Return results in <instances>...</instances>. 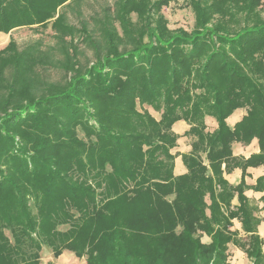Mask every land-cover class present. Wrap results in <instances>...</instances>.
Here are the masks:
<instances>
[{
  "label": "trees",
  "instance_id": "obj_1",
  "mask_svg": "<svg viewBox=\"0 0 264 264\" xmlns=\"http://www.w3.org/2000/svg\"><path fill=\"white\" fill-rule=\"evenodd\" d=\"M82 1L0 0V32L49 26L55 40L0 49V264H39L42 245L86 264H229L230 242L264 264L258 208L223 177L264 166V0H186L190 30L169 28L171 0H112L71 24L62 9ZM178 120L193 138L181 175ZM253 137L259 153L232 154ZM254 189L264 203V176Z\"/></svg>",
  "mask_w": 264,
  "mask_h": 264
},
{
  "label": "rangeland",
  "instance_id": "obj_2",
  "mask_svg": "<svg viewBox=\"0 0 264 264\" xmlns=\"http://www.w3.org/2000/svg\"><path fill=\"white\" fill-rule=\"evenodd\" d=\"M110 4H112V0H84L78 5L72 3L70 4V7L63 8L62 11L65 12L71 24L77 25L79 24V20H81L82 18L86 19L87 21H90L91 17L95 16L101 11L102 8ZM161 12L167 19L169 28L174 29L177 27H183L187 30H190L192 28L194 17L192 10L186 0H171L168 6L162 8ZM260 14L264 18V3L260 8ZM53 35L54 32L50 29L49 26L47 28H40L35 26L15 28L8 33L0 32V49L6 47V45L10 41L15 42L19 50L23 49L25 45L38 40L41 41L42 44H44L43 46L53 45L55 42ZM77 45L79 49H81V61L86 62L87 59L91 58V51L86 49L83 43L79 42L77 43ZM46 74H48L53 79H58L60 77V73L57 70H48L46 71ZM145 108H147L155 118H159L158 112L153 111L147 106H145ZM188 129L186 131H188ZM186 131L183 133V135L186 133ZM206 131L212 132L214 131V129L212 131H209L206 126ZM79 136L82 137V134L80 133ZM184 137L185 138L179 149H182L183 143H185L189 147L188 150L183 153L178 152V150L175 151V147L177 146L176 144V146L171 149L172 154L177 156L178 154L183 155L191 152V142L193 138L191 136L186 135H184ZM229 173H223V177L225 178L226 175H228ZM227 182L230 183L228 180ZM59 228L64 230L65 228H67V226H61ZM5 234L10 237V234L7 230L5 231ZM202 236L203 234L201 235V237ZM59 256H61L62 259L56 260ZM59 256L55 258L52 254L51 249L46 245H42L40 250L39 264H82V262L86 264L85 257L79 258L69 250H63V252Z\"/></svg>",
  "mask_w": 264,
  "mask_h": 264
},
{
  "label": "crops",
  "instance_id": "obj_3",
  "mask_svg": "<svg viewBox=\"0 0 264 264\" xmlns=\"http://www.w3.org/2000/svg\"><path fill=\"white\" fill-rule=\"evenodd\" d=\"M246 114L245 108H237L235 109L227 118L226 123L233 127L236 123H238L242 117ZM205 124L207 126V129L209 131H212L217 127V123L214 118L210 116H206L205 118ZM189 128V125L183 121L178 120L172 125V130L174 133L178 134L179 137L177 138V146L175 147V151L178 150V152H185L188 150V146L183 143L182 149H179L181 147V144L184 140L183 133ZM177 148V149H176ZM232 154L235 156L248 158L251 155L257 154L260 151V147L258 144V140L256 137H253L248 142H238L235 141L231 145ZM172 153V152H171ZM173 172L175 175H181L186 172V168L182 162L181 154H178L174 158V168ZM264 176V166L258 165V166H251L247 167L245 170V174L243 176V181L246 185L244 188L243 195L247 197L250 200V203L258 208L256 212H254L255 217H259L260 221L258 222L256 226V234L259 235L261 238H264V210L262 207L264 206V203L261 201V197L263 196V192L260 190L254 189V185L256 184V179ZM232 185L238 184L242 179V170L241 168H235L226 175L225 177ZM232 205L238 206L239 202L237 197L235 196L232 200ZM231 231H235L237 234V238L239 239H245L248 234L244 232L242 229L241 222L238 219L232 220V226L230 227ZM201 241L203 243H210L211 238L203 234L201 237ZM262 252L264 253V243L261 246ZM62 259L61 256H59L56 260ZM227 262L229 264H253L252 260H250L246 253L238 246L233 244V242H230L227 244ZM82 264H84L82 262Z\"/></svg>",
  "mask_w": 264,
  "mask_h": 264
}]
</instances>
